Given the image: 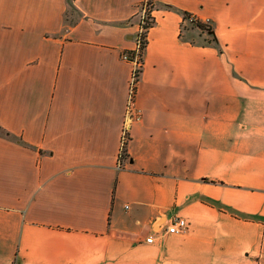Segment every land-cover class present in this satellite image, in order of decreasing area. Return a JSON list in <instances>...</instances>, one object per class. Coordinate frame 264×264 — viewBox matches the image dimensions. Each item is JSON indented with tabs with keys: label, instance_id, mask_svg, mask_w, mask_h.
Instances as JSON below:
<instances>
[{
	"label": "crops",
	"instance_id": "crops-1",
	"mask_svg": "<svg viewBox=\"0 0 264 264\" xmlns=\"http://www.w3.org/2000/svg\"><path fill=\"white\" fill-rule=\"evenodd\" d=\"M142 1L0 0V264H264V0H152L136 118Z\"/></svg>",
	"mask_w": 264,
	"mask_h": 264
},
{
	"label": "built area",
	"instance_id": "built-area-1",
	"mask_svg": "<svg viewBox=\"0 0 264 264\" xmlns=\"http://www.w3.org/2000/svg\"><path fill=\"white\" fill-rule=\"evenodd\" d=\"M156 8L152 0H143L138 13V21L136 23L135 40L133 48L130 51H126L122 54L121 59L130 64L132 67L131 78L129 82V95L127 101V114L128 116L138 118V113L134 108V96L136 93V86L140 79V75L143 68V53L147 44L148 31L153 27L155 21L152 16V12ZM185 22H194L197 24L198 20L188 15L182 20L181 29ZM133 113V114H132ZM129 139L128 129L123 128L120 139V149L118 152V168L122 167L125 160V146ZM187 229V225L184 220L174 218L165 228V233L169 235L183 234ZM145 242L152 244L154 242L153 237H148Z\"/></svg>",
	"mask_w": 264,
	"mask_h": 264
},
{
	"label": "rangeland",
	"instance_id": "rangeland-1",
	"mask_svg": "<svg viewBox=\"0 0 264 264\" xmlns=\"http://www.w3.org/2000/svg\"><path fill=\"white\" fill-rule=\"evenodd\" d=\"M202 25H203V28L205 27L208 30H210L211 26H212L210 23H202ZM192 28H198V27L195 25L194 22H185L182 26V31H181L180 35L185 34L189 29H192ZM205 28H204V30H205Z\"/></svg>",
	"mask_w": 264,
	"mask_h": 264
},
{
	"label": "trees",
	"instance_id": "trees-1",
	"mask_svg": "<svg viewBox=\"0 0 264 264\" xmlns=\"http://www.w3.org/2000/svg\"><path fill=\"white\" fill-rule=\"evenodd\" d=\"M189 14H184L183 15V19H185V17H187ZM198 28H200V29H202V30H204V28H203V25L201 24V23H199V21H198V23L197 24H195ZM205 30H208V29H206L205 28Z\"/></svg>",
	"mask_w": 264,
	"mask_h": 264
}]
</instances>
